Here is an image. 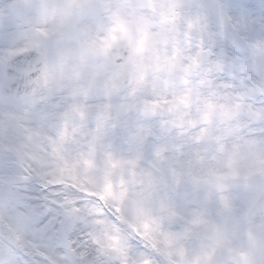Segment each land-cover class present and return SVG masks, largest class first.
Listing matches in <instances>:
<instances>
[{
    "label": "snow or ice",
    "instance_id": "snow-or-ice-1",
    "mask_svg": "<svg viewBox=\"0 0 264 264\" xmlns=\"http://www.w3.org/2000/svg\"><path fill=\"white\" fill-rule=\"evenodd\" d=\"M0 264H264V0H0Z\"/></svg>",
    "mask_w": 264,
    "mask_h": 264
}]
</instances>
